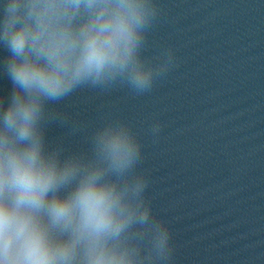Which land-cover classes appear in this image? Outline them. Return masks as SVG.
<instances>
[{
  "label": "clouds",
  "instance_id": "1",
  "mask_svg": "<svg viewBox=\"0 0 264 264\" xmlns=\"http://www.w3.org/2000/svg\"><path fill=\"white\" fill-rule=\"evenodd\" d=\"M158 11L154 0H4L0 264H171L130 126L100 127L86 153L46 138L59 116L49 104L117 81L144 94L168 71L171 52L155 65L141 58Z\"/></svg>",
  "mask_w": 264,
  "mask_h": 264
},
{
  "label": "water",
  "instance_id": "2",
  "mask_svg": "<svg viewBox=\"0 0 264 264\" xmlns=\"http://www.w3.org/2000/svg\"><path fill=\"white\" fill-rule=\"evenodd\" d=\"M134 134L171 264H264V102ZM61 146L86 153L91 140Z\"/></svg>",
  "mask_w": 264,
  "mask_h": 264
}]
</instances>
